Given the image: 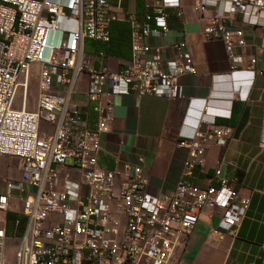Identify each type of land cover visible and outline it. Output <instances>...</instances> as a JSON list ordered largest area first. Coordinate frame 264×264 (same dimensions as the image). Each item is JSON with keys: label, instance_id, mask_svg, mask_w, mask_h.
<instances>
[{"label": "built area", "instance_id": "2783aa9c", "mask_svg": "<svg viewBox=\"0 0 264 264\" xmlns=\"http://www.w3.org/2000/svg\"><path fill=\"white\" fill-rule=\"evenodd\" d=\"M115 1L113 7L110 0H0V156L21 161L18 178L4 177L0 188V264H171L175 248L188 239L205 209L218 212L216 232L230 234L246 213L249 197L235 190L222 159L213 167L215 186L200 187L188 179L194 169L204 168L210 145H226L227 125L207 123L177 141L187 156L182 177L167 195L147 192L142 157L119 168L98 165L99 137L113 118L112 95H174L178 77L195 72L184 39L165 46L148 41L166 36L167 10L181 16L180 0L144 2L143 21L124 13L130 44L125 66L110 69L99 51L100 67H91L84 42H110L109 26L121 5ZM224 1L227 7L201 31L205 39L223 42L235 72L244 59V25L251 14L264 12V0ZM219 3L193 0V8L204 12ZM248 64L252 77L264 76L257 55ZM84 72L92 125L87 110L72 99ZM259 146L264 148V136ZM9 212L24 216L21 234L18 218L7 233ZM12 239L18 243L10 256Z\"/></svg>", "mask_w": 264, "mask_h": 264}, {"label": "crops", "instance_id": "0c3cea01", "mask_svg": "<svg viewBox=\"0 0 264 264\" xmlns=\"http://www.w3.org/2000/svg\"><path fill=\"white\" fill-rule=\"evenodd\" d=\"M155 0H121L118 18L110 23V41L128 44V24L123 14L133 12L143 21V2ZM210 2L212 0H209ZM112 6L116 1L110 0ZM181 16L169 8L165 37H149L151 44L165 46L182 38L190 51L195 72L178 77L174 95L114 94L113 118L106 132L100 134L97 163L106 169L119 168L124 161L143 158V172L147 177L146 190L152 195L173 192L182 177L187 150L178 146L179 139L188 137L196 128L207 123L231 128L225 146L212 144L205 154L203 169H194L189 181L197 186H215L213 167L222 159L223 173L233 182L235 190L249 197L246 213L235 234L217 229L218 212L205 209L199 216L187 240L175 248L171 264H260L264 245V148L259 144L264 136V76H251L248 59L257 55V66L264 68V12L253 13L244 25V59L238 71L232 72L223 42L207 40L202 27L210 22L216 11L227 7L210 5L204 12L193 8V0H180ZM203 17V18H202ZM239 19V14L234 15ZM228 16L227 22H231ZM102 44L85 40L84 51L90 66L100 67L97 53ZM121 54H106L105 64L113 70L122 69L129 59L128 49ZM170 55L168 51L164 54ZM86 72L79 75L73 101L87 110V123L92 125L93 103L87 102ZM14 158V157H13ZM18 159V158H16ZM14 163L20 168L21 161ZM7 164L5 177H13Z\"/></svg>", "mask_w": 264, "mask_h": 264}, {"label": "trees", "instance_id": "16d2710c", "mask_svg": "<svg viewBox=\"0 0 264 264\" xmlns=\"http://www.w3.org/2000/svg\"><path fill=\"white\" fill-rule=\"evenodd\" d=\"M139 0H137L138 2ZM144 2L142 3V8H143V11H144ZM128 34H129V26H128ZM99 43V42H98ZM102 48H100L99 51H103L105 54H121V55H124L123 51L128 49L129 52H130V44H129V40H128V44L125 45L124 42L122 41H113L111 40L107 45H104L102 44ZM130 57V56H129ZM18 218L19 219V227H18V230H17V234H21L22 230H23V225H24V222H25V218L24 216H21V215H17L13 212H9L6 216V230H7V233L10 234L13 230L12 228V222L14 219Z\"/></svg>", "mask_w": 264, "mask_h": 264}, {"label": "rangeland", "instance_id": "374dc122", "mask_svg": "<svg viewBox=\"0 0 264 264\" xmlns=\"http://www.w3.org/2000/svg\"><path fill=\"white\" fill-rule=\"evenodd\" d=\"M36 93H37V89L34 87V89L32 90L31 96L29 98L28 108L32 107V101ZM18 161H19L18 159L13 158V157L0 156V188L2 187V181H3V178L5 177V173H6L5 171H6L7 164L10 165V168H9L10 175L13 177H17V175L19 174V169L17 166H15L14 163ZM65 163L69 164L70 161H66ZM17 243H18L17 239L10 240V244L8 246V254L10 256L12 254L14 247L17 245Z\"/></svg>", "mask_w": 264, "mask_h": 264}]
</instances>
